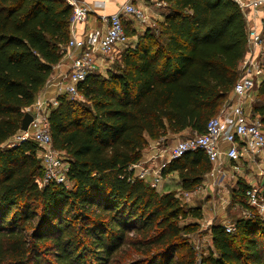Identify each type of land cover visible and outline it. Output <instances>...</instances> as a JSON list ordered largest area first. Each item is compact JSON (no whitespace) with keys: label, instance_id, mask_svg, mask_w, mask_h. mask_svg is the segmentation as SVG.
Returning a JSON list of instances; mask_svg holds the SVG:
<instances>
[{"label":"trees","instance_id":"trees-1","mask_svg":"<svg viewBox=\"0 0 264 264\" xmlns=\"http://www.w3.org/2000/svg\"><path fill=\"white\" fill-rule=\"evenodd\" d=\"M161 1L167 11L159 27L126 48L119 71L103 79L92 72L79 85L89 106L60 96L49 122L72 185L40 187L38 144L14 138L63 56L73 6L0 0V264H264L260 215L239 218L232 233L213 224L214 248L199 257L183 235L195 227L180 219L201 217L200 208H185L176 191L156 190L131 168L150 140L206 131L232 102L248 49L237 0ZM256 95L253 111L264 125V80ZM210 167L197 149L162 174L177 173L189 190ZM249 187L238 182L240 201L248 203Z\"/></svg>","mask_w":264,"mask_h":264},{"label":"built area","instance_id":"built-area-1","mask_svg":"<svg viewBox=\"0 0 264 264\" xmlns=\"http://www.w3.org/2000/svg\"><path fill=\"white\" fill-rule=\"evenodd\" d=\"M73 6L70 24L75 25L87 19L89 5L85 0H66ZM99 1V0H97ZM118 8L109 15H102L105 26L94 28L83 36L72 35L63 47L61 60L54 68L66 66L58 74L50 75L46 82V90L51 88L54 95L41 98L36 97L33 119L26 131L20 130L14 141L31 139L39 146L38 156L41 159L43 174L37 177L40 187L49 182H57L69 186L68 161L62 152L53 145L49 115L58 106L60 96L67 95L74 99H82L79 85L88 75L101 66H105L109 58L115 55L130 37L125 27V20L129 16L145 20L142 11L133 0H116ZM245 11L248 24V49L242 59L239 69L240 76L233 87L232 102L221 112L212 117L204 133H196L178 141L166 151L153 154L151 160L162 158L161 163L145 165L146 161H138L131 165L135 176L146 181L153 188H157L163 180L162 168L171 160L182 157L185 153L201 149L211 163L206 173V180L212 179L210 187L215 189L224 186L227 178L237 179V171L241 170L239 160L247 159L258 169L260 180L246 190V196L251 206L247 209L248 217L255 214L264 219V125L259 115L253 111L256 88L264 80V39L257 21L264 18V0H237ZM106 0L96 2L104 6ZM166 6V2H158ZM29 108L26 109L28 111ZM165 151V152H166ZM226 159L234 161L226 169ZM203 182L193 189H183L181 198L190 201L192 198L208 194V184ZM227 232L235 231V223L224 224Z\"/></svg>","mask_w":264,"mask_h":264},{"label":"rangeland","instance_id":"rangeland-1","mask_svg":"<svg viewBox=\"0 0 264 264\" xmlns=\"http://www.w3.org/2000/svg\"><path fill=\"white\" fill-rule=\"evenodd\" d=\"M160 1L161 0H139V1L133 0V2L142 11H144L146 17L145 20H140L133 16H129L125 20V27L130 37L129 41L125 45H122L119 48V51L115 55L109 58L105 66H101L100 68H98V70L94 71L93 74H95L99 79H103L104 77H108L111 72L116 73L117 71H119V67L122 64L123 53L126 50V48L130 46H134L136 42L141 38L142 34L146 31V29L148 28L156 29L159 27L162 17L161 16L158 17L157 15H155V12L162 7L161 5L158 4V2ZM146 6L149 7L148 10H146ZM150 9H153L154 14L151 12ZM249 26L250 25L248 24V27ZM259 28L261 30L262 37L264 39V18L262 19V24ZM54 94L55 92L49 95L47 94V97H50ZM40 96L41 98H43L45 95L41 93ZM69 99L72 98L69 97ZM74 101H75L74 107L90 105V101L89 100L86 101L85 96H82V99H74ZM230 103L225 104L223 109ZM33 107L34 105H32L28 111L33 110ZM195 134H196L195 132H192L190 130L189 132L181 135L173 136L174 134H170L169 139L161 141L158 144H155L154 140H150L146 148L150 149L149 145L152 144L151 148H155V150L160 149L161 151H164L165 154L164 158L166 159L168 157V152L166 150L169 147L173 146L178 141L193 136ZM62 155L64 156L63 152ZM64 159H66L65 156ZM204 179L206 180L205 176ZM170 182H171L170 188L176 191L177 196L179 197L182 205L185 208L199 207L201 210V217L188 215L180 219L181 225H191L195 227V229L183 235L189 241V243L196 249L199 257L206 255L210 249L214 248L211 237V226L213 224L235 223V221L238 220L239 218L248 217L249 215L247 212V209L251 208L249 202L247 203L244 201H240V199L235 194V192L237 191L238 182L234 183L233 181H230L229 178L225 180V185L223 187L218 186L215 189L210 187L211 186L210 183L212 182V179L207 178L206 182H209L208 194L196 196L192 198L190 201H186L185 199L181 198L182 197L181 192L183 190L182 178L178 174H175V176H173L170 179ZM68 185L71 186L72 184L69 182ZM156 190L163 192V189L160 186H158ZM198 264H202V263L199 262Z\"/></svg>","mask_w":264,"mask_h":264},{"label":"crops","instance_id":"crops-1","mask_svg":"<svg viewBox=\"0 0 264 264\" xmlns=\"http://www.w3.org/2000/svg\"><path fill=\"white\" fill-rule=\"evenodd\" d=\"M88 5H89V13H88V17L85 21L77 23L75 25L70 24V36L72 35H77V36H83L85 34H87L88 32H90L92 29L94 28H101L104 27L105 24L102 21V15H109L110 13L114 12L117 8H118V2L116 0H106V3L104 6H100L97 5L96 2H100L101 0L97 1V0H85ZM139 1V0H137ZM149 7L146 6V10H148ZM151 12L154 14L153 9H150ZM157 10V9H156ZM167 11V7L166 6H162L160 9H158L155 12V15H157L158 17H162L163 18V14ZM258 26L260 27L262 24V19L257 21ZM65 46V45H64ZM66 68V66L61 65V67H57L53 69L52 74H58L59 71L64 70ZM51 74V75H52ZM46 91V94H51L53 93V90L51 88H49V90H46V84L45 86L42 88V90L38 93L37 97L41 94L44 93ZM255 99L257 100V95L255 94ZM255 100V102H256ZM189 132V130H184L181 133L178 134H174L173 136L176 135H181V134H185ZM169 139L170 137L167 135L166 137L163 136L160 139H156L154 140L155 144L160 143L161 141H164ZM152 144L149 145V148H145L143 151V155L145 153V155L142 157L141 161H146V164L151 165V164H157V163H161L162 158L159 157L158 159L155 160H151V157L153 154H157L160 153V149L155 150V148H151ZM163 149V148H161ZM240 166H241V170L237 171V179H231L229 178L230 181H233L234 183H237L239 181H244L248 184H253L255 182H258L260 180V176L258 174V169L256 167H254L247 159L245 160H239L237 161ZM226 164L224 165L226 167V169L229 168L230 164L234 163V161H230L228 159H226ZM175 174L177 173H170L167 174L166 176L163 177L162 182L160 183V187L163 189V192H168L171 191L173 189H171V182L170 179L175 176Z\"/></svg>","mask_w":264,"mask_h":264},{"label":"water","instance_id":"water-1","mask_svg":"<svg viewBox=\"0 0 264 264\" xmlns=\"http://www.w3.org/2000/svg\"><path fill=\"white\" fill-rule=\"evenodd\" d=\"M33 119V115L30 111H26L24 113L23 119H22V125H21V130L26 131Z\"/></svg>","mask_w":264,"mask_h":264}]
</instances>
